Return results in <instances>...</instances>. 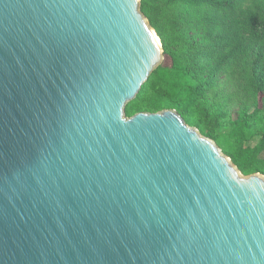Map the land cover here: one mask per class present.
<instances>
[{
	"label": "water",
	"instance_id": "obj_1",
	"mask_svg": "<svg viewBox=\"0 0 264 264\" xmlns=\"http://www.w3.org/2000/svg\"><path fill=\"white\" fill-rule=\"evenodd\" d=\"M140 0H0V264H264V176L173 109Z\"/></svg>",
	"mask_w": 264,
	"mask_h": 264
},
{
	"label": "trees",
	"instance_id": "obj_2",
	"mask_svg": "<svg viewBox=\"0 0 264 264\" xmlns=\"http://www.w3.org/2000/svg\"><path fill=\"white\" fill-rule=\"evenodd\" d=\"M139 10L170 65L125 116L173 109L240 174L264 176V0H140Z\"/></svg>",
	"mask_w": 264,
	"mask_h": 264
},
{
	"label": "rangeland",
	"instance_id": "obj_3",
	"mask_svg": "<svg viewBox=\"0 0 264 264\" xmlns=\"http://www.w3.org/2000/svg\"><path fill=\"white\" fill-rule=\"evenodd\" d=\"M162 66H169L170 65V61L168 58H162V61L160 63ZM221 83H224V79H221ZM258 141V138H254L249 145L253 146L256 142Z\"/></svg>",
	"mask_w": 264,
	"mask_h": 264
}]
</instances>
